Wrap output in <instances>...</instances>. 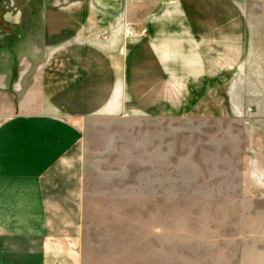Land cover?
Masks as SVG:
<instances>
[{
  "label": "crops",
  "instance_id": "crops-1",
  "mask_svg": "<svg viewBox=\"0 0 264 264\" xmlns=\"http://www.w3.org/2000/svg\"><path fill=\"white\" fill-rule=\"evenodd\" d=\"M219 109L264 149V0L0 3V264H88L89 125Z\"/></svg>",
  "mask_w": 264,
  "mask_h": 264
},
{
  "label": "rangeland",
  "instance_id": "rangeland-1",
  "mask_svg": "<svg viewBox=\"0 0 264 264\" xmlns=\"http://www.w3.org/2000/svg\"><path fill=\"white\" fill-rule=\"evenodd\" d=\"M224 112L89 125L88 264H245V231H264V149Z\"/></svg>",
  "mask_w": 264,
  "mask_h": 264
}]
</instances>
